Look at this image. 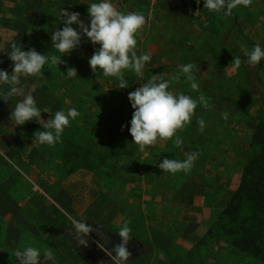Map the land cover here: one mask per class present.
Returning <instances> with one entry per match:
<instances>
[{"label":"rangeland","instance_id":"obj_1","mask_svg":"<svg viewBox=\"0 0 264 264\" xmlns=\"http://www.w3.org/2000/svg\"><path fill=\"white\" fill-rule=\"evenodd\" d=\"M98 2L0 0V69L12 71L7 52L12 43L60 56L51 36L64 27L61 9L79 12L90 23L88 5ZM112 2L122 12L150 16L151 27L138 36V54L152 56L144 79L126 72L129 87L121 89L115 78L93 72L88 61L99 45L87 37L70 56L61 57L66 64L51 69L46 65L43 78L21 77L25 91L37 85L33 95L37 107L48 111L42 113L45 120L72 107L81 113L54 147L34 142V133L45 130L38 121L16 126L9 120L22 97L8 102L0 98V264H18L11 253L27 246L51 247L54 264H113L98 246L97 242L105 244L95 231L87 246L76 243L68 216L117 236L123 222L130 220L133 249L127 264H264L236 248L219 224V215L255 151L252 136L260 113L245 82L246 60L241 59L238 69L231 64L239 54L227 41L230 25L220 13L204 9V0L188 13L176 6V0ZM233 14L242 35L264 48V0H253L251 8L238 6ZM186 63L197 65L199 91L191 90L183 77L172 84L173 90L194 99L203 94L213 107L197 108L191 125L180 133L182 147L162 140L145 154L128 131L134 112L128 93L152 74H175ZM248 66L264 73V59L256 67ZM68 67L77 68L78 78H66ZM7 88L0 84V90ZM224 112L227 120L222 118ZM199 117L206 122L203 133L196 122ZM72 137L105 152L102 172L65 160L63 147ZM193 152L200 155L189 174L173 175L159 168L165 157L183 160L185 153Z\"/></svg>","mask_w":264,"mask_h":264},{"label":"clouds","instance_id":"obj_2","mask_svg":"<svg viewBox=\"0 0 264 264\" xmlns=\"http://www.w3.org/2000/svg\"><path fill=\"white\" fill-rule=\"evenodd\" d=\"M199 2L200 0H197L198 4ZM238 6L251 8L253 0H204V9L220 13L222 16H231ZM87 11L90 23H85L79 12L61 9L59 15L64 27L57 28L51 36L52 47L60 53V56L46 55L34 47L24 50V47L12 43L11 50L7 51L13 62L12 71L9 73L7 70L0 69V84L8 86L7 90H0V98L8 102L11 97H22L11 111L9 120L16 126L38 121L42 129H45L34 133V142L40 145L54 147L62 142V134L66 127L70 126V121L75 120L81 113L72 107L67 112L58 110L52 117L45 120L42 113L48 111H42L37 107V101L33 95L37 85L33 84L29 90L25 91V88L21 86V77L43 78L46 65L51 69L62 63L66 64L67 62L61 57L70 56L81 46L84 37H87L94 46L99 45L88 61L92 71L99 70L105 77L115 78L121 89L129 87L126 72L133 73L138 79H144L145 66L151 62V53L138 54V36L145 27H151L150 16L146 17L142 12L137 11L122 12L112 0L91 3ZM74 24L78 25V28L73 27ZM241 50L247 58L246 63L252 67L258 66L264 59V48L260 44L254 45L252 49L241 45ZM231 64L238 69L242 60L239 56H235ZM196 69V64L186 63L179 65L175 74L170 75L165 72L152 74L140 87L128 93L129 101L134 109L128 131L133 143L141 152H145L147 148L156 147L158 141L162 140L172 141L176 147H182L183 139L180 133L191 125L197 108L213 107L203 94H200L198 99H194L183 92L177 93L172 88V84H179L183 77L190 84L191 90L199 91ZM66 78H78L77 68L68 67ZM222 118L227 120L228 113H222ZM196 122L199 131L203 133L206 127L205 120L199 117ZM124 127L126 126H122V131ZM199 155V152L185 153L183 160L165 157L159 163V168L163 173L189 174ZM68 219L71 221L74 229L72 234L78 245L87 246L89 234L96 231L99 235L101 232V229H95L88 223L73 219L71 216H68ZM130 224V220H125L119 227L117 233L121 242L115 244L113 249H108L97 242L98 246L111 257L113 264H127L132 256V252L127 247L133 238ZM13 254L18 264H48L49 261L54 264L55 262L51 247L41 250L36 246H27L23 250L17 248L14 253H11Z\"/></svg>","mask_w":264,"mask_h":264},{"label":"trees","instance_id":"obj_3","mask_svg":"<svg viewBox=\"0 0 264 264\" xmlns=\"http://www.w3.org/2000/svg\"><path fill=\"white\" fill-rule=\"evenodd\" d=\"M66 1L62 0L64 3ZM222 17L230 25L227 41L232 44L241 59L246 60L241 45L252 49L256 44L242 35L234 21V14ZM245 82L248 90L258 101L260 112L252 136L255 151L247 159L240 183L219 215V224L236 248L264 260V81L258 69H251L246 64ZM118 138L119 135L116 136V139ZM79 139V137L66 139L68 141L63 147L62 156L66 161L76 164V167L91 169L97 174L102 172L107 157L105 152L100 151L97 146L95 148L93 144L85 146L78 144Z\"/></svg>","mask_w":264,"mask_h":264},{"label":"flooded vegetation","instance_id":"obj_4","mask_svg":"<svg viewBox=\"0 0 264 264\" xmlns=\"http://www.w3.org/2000/svg\"><path fill=\"white\" fill-rule=\"evenodd\" d=\"M190 3H191L190 0H176V6L179 7V8H181V10L183 12H187V13L191 9ZM95 229H101L100 234L98 235L97 232L95 231V235L109 249H113L114 246H115V244L121 242V238L119 236L113 235V234L109 233L107 230L103 229L101 226H96ZM127 247L129 248L130 251H132L133 246L131 245L130 242L127 245Z\"/></svg>","mask_w":264,"mask_h":264},{"label":"water","instance_id":"obj_5","mask_svg":"<svg viewBox=\"0 0 264 264\" xmlns=\"http://www.w3.org/2000/svg\"><path fill=\"white\" fill-rule=\"evenodd\" d=\"M190 7L191 8H196L197 6H199V4L197 3V0H190ZM187 13V12H185Z\"/></svg>","mask_w":264,"mask_h":264}]
</instances>
